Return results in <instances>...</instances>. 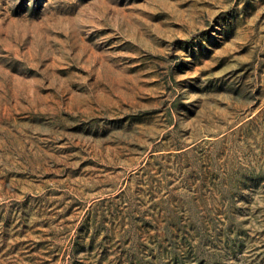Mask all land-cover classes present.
<instances>
[{"label":"rangeland","instance_id":"rangeland-1","mask_svg":"<svg viewBox=\"0 0 264 264\" xmlns=\"http://www.w3.org/2000/svg\"><path fill=\"white\" fill-rule=\"evenodd\" d=\"M0 264H264V0H0Z\"/></svg>","mask_w":264,"mask_h":264}]
</instances>
